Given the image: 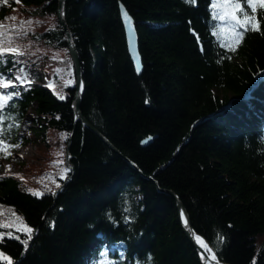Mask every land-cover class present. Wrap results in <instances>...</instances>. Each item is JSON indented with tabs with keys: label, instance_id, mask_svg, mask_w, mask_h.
I'll list each match as a JSON object with an SVG mask.
<instances>
[{
	"label": "trees",
	"instance_id": "1",
	"mask_svg": "<svg viewBox=\"0 0 264 264\" xmlns=\"http://www.w3.org/2000/svg\"><path fill=\"white\" fill-rule=\"evenodd\" d=\"M222 2L65 0L84 81L81 112L126 159L82 123L74 125V68L58 20L33 35L65 50L71 78L63 77L62 61L52 71L53 90L24 85L10 96L0 107V148L17 143L21 118L33 106V132L46 146L49 130L63 134L65 161L42 195L18 175L0 174V206L22 220L0 227V252L12 264H202L176 199L159 188L177 194L196 236L220 261L264 264V76L257 81L264 9L254 14L260 31L245 32L237 45L228 23L214 18L221 9L212 5ZM238 2L253 15L245 0ZM57 5L0 0V47L16 48L7 42L14 8L56 16ZM120 5L137 30L140 73L127 51ZM235 15L244 19L239 10ZM20 53L0 54V76L17 74ZM6 156L0 151V159ZM24 225L33 232L22 255L28 233L17 229ZM113 245L122 246V255Z\"/></svg>",
	"mask_w": 264,
	"mask_h": 264
},
{
	"label": "rangeland",
	"instance_id": "2",
	"mask_svg": "<svg viewBox=\"0 0 264 264\" xmlns=\"http://www.w3.org/2000/svg\"><path fill=\"white\" fill-rule=\"evenodd\" d=\"M32 11V8L17 6L12 10L7 20L10 35L7 42L14 44L12 47H16L22 52L20 53L21 56L16 55V59L20 58V63H23V65L18 66L17 70V77L21 79H19L20 81L16 79L10 81L13 85L12 89H14L10 96L14 97L20 95L24 83L30 82V85H38L43 84L46 78H52V71L60 66L59 62H65L67 59L64 49L48 47L33 37L34 34L55 26L57 17L54 15H33ZM62 64L63 77L69 80L71 78V66L68 61ZM0 94H5L4 88ZM37 127L38 123L34 118L33 106H31L21 118L18 127V141L15 145H19V147L5 149L10 151L11 155L0 159V174L18 175L27 190L40 191L44 187L50 188L55 185V179L52 176H55L54 173L62 167V164L55 162H64L65 153L58 155V153H63L64 139L62 134L49 130L48 145L46 146L40 137L33 132V128ZM13 213L15 214L11 208L0 206V223L10 225V228H16L19 222L21 225V220H17L18 216L13 215ZM117 249L122 255V246L119 245ZM209 250L211 251L210 248Z\"/></svg>",
	"mask_w": 264,
	"mask_h": 264
},
{
	"label": "water",
	"instance_id": "3",
	"mask_svg": "<svg viewBox=\"0 0 264 264\" xmlns=\"http://www.w3.org/2000/svg\"><path fill=\"white\" fill-rule=\"evenodd\" d=\"M64 5H65V0H58V5H57V9H56V17H57L58 23L60 24V26L62 28V31L65 34L66 43H67V46H68V51H69L70 58H71V61H72V65H73V68H74L75 80H74V86H73L74 87V92H73V95H72V110H73V117H74V125L77 122L82 123L85 127L89 128L90 130L95 132L113 151H115L119 155L123 156L118 151V149L102 133H100L92 124H90V122H88V120L84 117V115L81 112L80 101H81L82 92H83V89H84V81H83V77H82V72H81L78 52H77V49L75 47L74 41L72 39L71 32L68 29V26H67V24L65 22ZM119 9H120L122 23H123V26H124L127 51H128V54H129V56H130V58L132 60V63L134 65L135 71L137 73H140L141 70H142V60H141V55H140V52H139L137 30H136V27H135V24L133 22L132 17L128 14V12L126 11L125 7L123 5H120ZM124 13H127V17L124 16ZM259 76L260 75H258L257 79L259 78ZM81 84H82V88L80 86ZM71 135H72V133L70 134L69 137H71ZM66 149H67L66 150V162L68 163L69 162V158H68L69 142L66 145ZM124 158L126 159V157H124ZM128 161L134 166V168L139 170L138 167L132 161H130V160H128ZM69 167L71 168L72 171L74 170V166L73 165L69 164ZM69 178H70V176H68L65 179V181L67 179H69ZM59 189H57L55 192H57ZM159 190L162 191V192L170 194L171 196H173L176 199L177 206H178V208L180 210V219H181V223H182V227L184 229V232H185L187 238L190 240V242L194 245V247L198 251L199 256L201 258V263L202 264H207V261H206L205 257H209L210 255L205 250H202L201 245L198 244V242L196 240L197 236H196L192 226L190 225L188 214H187V212H186L181 200L179 199L177 194L175 192H173L172 190L161 189V188H159ZM182 212L184 214L183 218L181 217V213ZM185 221H187V223H185ZM31 242H32V238L29 240L28 244L25 246V248H24V250L22 252V255L28 249V247L31 244ZM203 244L208 246L207 242L204 241V240H203ZM212 255L215 256L213 253H212ZM212 260L214 261L215 264H228V263L220 261L216 256H215V259L212 258Z\"/></svg>",
	"mask_w": 264,
	"mask_h": 264
},
{
	"label": "snow or ice",
	"instance_id": "4",
	"mask_svg": "<svg viewBox=\"0 0 264 264\" xmlns=\"http://www.w3.org/2000/svg\"><path fill=\"white\" fill-rule=\"evenodd\" d=\"M192 2L194 3L195 0H192ZM245 3L247 5V7L251 9L253 15H249L248 12L244 11V9L241 7V4L238 2V0H223V2L220 5H217L216 3H213V5H212L213 9L220 7L221 12L218 15L214 14V18L220 19V20H225L228 23V26L233 33L232 38L235 40L237 45L243 39L245 32H247V31L259 32L260 31L259 21L256 20V16L254 14L257 11V7L264 9V0H245ZM235 10H239L242 13V15L244 17L243 20L236 18ZM262 15H264V14H262ZM124 16L127 17V13H124ZM233 21H235V23H233ZM253 23L256 24L255 27L252 26ZM237 28L242 29V31H237L236 30ZM225 46H228V45H225ZM235 50H236L235 47H230V51H235ZM6 52L18 53L19 49L18 48L0 47V54L6 53ZM57 71H59V69H57ZM16 79L19 80L21 78L17 77ZM11 86H12L11 82H6L3 84H0V87H3L5 89H7ZM80 86L82 88V84ZM10 95L11 94H0V107H3L4 102H6L10 98ZM60 98H64V97L61 96ZM4 143H5V141L0 140V145H3ZM12 147H19V145H15V144L8 145V148H12ZM0 151H5L6 155H11L10 151H6L4 148H0ZM62 154L63 153H58V155H62ZM55 163L62 164L63 161H56ZM69 171H70V169L67 167H64L63 169H61V172H60L61 178L62 179L66 178V174ZM57 187H59L58 184H57ZM28 191L32 192L34 195H42V193H40L39 191L34 190V189H28ZM13 215H15V214L13 213ZM183 216H184V214L182 212L181 217L183 218ZM17 220H21V218L17 217ZM21 223H22V220H21ZM185 223H187V221H185ZM0 227H10V225L0 223ZM17 230L18 231L24 230L26 233H28L27 239L22 241V243L27 245V240L31 239V233L33 232V229H31L27 225H24L22 229H17ZM0 235H2V234H0ZM8 235H12V233H8ZM16 238L19 239V237H16ZM196 239L198 242H200L201 238L199 236H197ZM220 239L223 240V237H220ZM0 258H3L5 261L8 262V264H12L9 257L5 256L2 252H0ZM212 258L215 259V256H213Z\"/></svg>",
	"mask_w": 264,
	"mask_h": 264
},
{
	"label": "bare ground",
	"instance_id": "5",
	"mask_svg": "<svg viewBox=\"0 0 264 264\" xmlns=\"http://www.w3.org/2000/svg\"><path fill=\"white\" fill-rule=\"evenodd\" d=\"M197 240V239H196ZM198 242V241H197ZM198 244H200L201 245V247H202V250H205L210 256L209 257H205V259H206V261H207V264H215L214 263V261L212 260V258L211 257H213V255H212V252L209 250V248H208V246H206V245H204L203 244V240L202 239H200V242H198ZM204 255V254H203Z\"/></svg>",
	"mask_w": 264,
	"mask_h": 264
}]
</instances>
